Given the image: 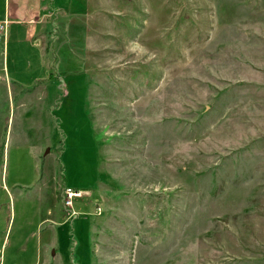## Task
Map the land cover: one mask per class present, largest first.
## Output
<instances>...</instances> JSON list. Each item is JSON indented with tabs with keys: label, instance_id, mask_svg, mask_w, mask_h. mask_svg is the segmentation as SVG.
Wrapping results in <instances>:
<instances>
[{
	"label": "rangeland",
	"instance_id": "1",
	"mask_svg": "<svg viewBox=\"0 0 264 264\" xmlns=\"http://www.w3.org/2000/svg\"><path fill=\"white\" fill-rule=\"evenodd\" d=\"M89 2L0 75L6 264H264V0Z\"/></svg>",
	"mask_w": 264,
	"mask_h": 264
},
{
	"label": "crops",
	"instance_id": "2",
	"mask_svg": "<svg viewBox=\"0 0 264 264\" xmlns=\"http://www.w3.org/2000/svg\"><path fill=\"white\" fill-rule=\"evenodd\" d=\"M89 1L71 0L67 5L64 3L58 4L55 0L49 10H43L41 0H0V22H3L5 28L4 33L0 34V44L3 45L0 52V75H5L10 79V76L14 75L11 72L21 73V68H16V65L26 60L30 67L29 61L32 56L38 58L39 64L43 62V60L41 61L42 58H44V61H49L46 54L51 55V53L46 51L52 50L54 39H57V32L61 28L60 23L62 22H50L51 20H48L47 17L56 11L64 12V15L69 17L66 23L69 26L83 25L84 50L87 47L98 48L100 44L102 45L101 36H97V33L93 31V21L97 24L99 12H90L89 7L92 5ZM32 68L33 72L37 71L34 65ZM26 71L29 72L28 69L24 68V72ZM1 78L3 79L2 76H0ZM23 78L26 77H21V79ZM48 233L44 237L45 240L50 242L52 232L48 230ZM40 241L44 242L42 236ZM6 242L7 238L2 247ZM36 262L35 264H49L46 260L44 248L43 251L39 250ZM0 264H6V259L2 254H0Z\"/></svg>",
	"mask_w": 264,
	"mask_h": 264
},
{
	"label": "built area",
	"instance_id": "3",
	"mask_svg": "<svg viewBox=\"0 0 264 264\" xmlns=\"http://www.w3.org/2000/svg\"><path fill=\"white\" fill-rule=\"evenodd\" d=\"M3 30H4V24H3V22H0V34L2 33ZM64 192H65V196L63 199V203L67 208H72V199L73 198L88 195V193L86 191H74L71 189H65ZM95 208H96V212L98 214H100L101 210L98 208V206H95Z\"/></svg>",
	"mask_w": 264,
	"mask_h": 264
},
{
	"label": "trees",
	"instance_id": "4",
	"mask_svg": "<svg viewBox=\"0 0 264 264\" xmlns=\"http://www.w3.org/2000/svg\"><path fill=\"white\" fill-rule=\"evenodd\" d=\"M42 2V9L43 10H49L52 5V0H41Z\"/></svg>",
	"mask_w": 264,
	"mask_h": 264
},
{
	"label": "water",
	"instance_id": "5",
	"mask_svg": "<svg viewBox=\"0 0 264 264\" xmlns=\"http://www.w3.org/2000/svg\"><path fill=\"white\" fill-rule=\"evenodd\" d=\"M48 151V150H47Z\"/></svg>",
	"mask_w": 264,
	"mask_h": 264
}]
</instances>
